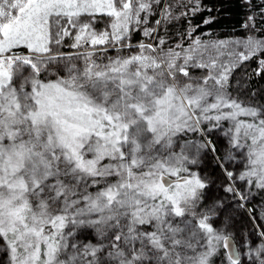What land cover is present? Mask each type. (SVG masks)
Returning <instances> with one entry per match:
<instances>
[{"label": "snow or ice", "instance_id": "1", "mask_svg": "<svg viewBox=\"0 0 264 264\" xmlns=\"http://www.w3.org/2000/svg\"><path fill=\"white\" fill-rule=\"evenodd\" d=\"M160 5L0 0V264H264V230L239 233L238 247L230 201L189 167L216 153L205 134L229 121L222 190L246 201L236 180L264 189V105L227 90L264 40L166 47L154 34L178 18L172 6L146 26ZM142 25L154 42L133 45ZM65 38L84 51H60ZM240 157V172L224 166Z\"/></svg>", "mask_w": 264, "mask_h": 264}, {"label": "trees", "instance_id": "2", "mask_svg": "<svg viewBox=\"0 0 264 264\" xmlns=\"http://www.w3.org/2000/svg\"><path fill=\"white\" fill-rule=\"evenodd\" d=\"M171 5L173 16L178 17L161 27L155 35L164 36L168 45L176 43L188 45L197 37H208L210 42L222 41L227 39H245L249 37L264 38V0H182L179 3L175 0H161V5L157 6L155 12L149 17L151 23L160 17L162 7ZM186 13V15H182ZM252 16L253 20L249 21ZM211 19V23L205 24L204 21ZM104 23H100L97 27H101ZM245 24L248 26L245 27ZM194 29V30H193ZM161 33V34H160ZM191 33V36H189ZM141 31L131 34V43L138 44L145 41ZM150 40V38H149ZM72 42L67 39L64 44ZM62 52L70 51L69 46L60 47ZM134 50V49H132ZM115 51L109 49L108 52ZM264 58V53H259L253 58L243 61L231 73L229 79L228 92L231 96L244 105H264V71L257 74L259 68V60ZM201 70H196L199 75ZM241 119H247L241 117ZM220 124L225 125L222 132L214 128L205 135L216 146V153H212L209 149L201 156L198 165H189V167L200 174L212 176L217 183L209 189V197L221 196L226 197L230 203L229 207L233 209L236 217L237 230V246L240 244L239 233L244 230H250L251 234L255 232V222L264 226V189H258L254 186L247 187L244 182L236 180V188L244 193H251L246 201H241L234 193H226L222 190L221 184H227L228 180L224 175L216 157L223 158L224 150L228 147L227 142L223 145L227 137L224 132L231 126L229 121H221ZM201 127L207 128L208 124ZM186 139L193 141H202L204 136L196 132L187 133ZM233 151H236L233 149ZM239 156V154L237 153ZM242 157L236 163H227L224 166L229 170L237 173L242 170L240 163ZM201 168V170L199 169ZM243 203V208H237L235 205ZM251 210V211H249ZM256 217L255 220L252 218ZM218 223V222H217ZM257 238L256 241L259 239ZM255 242V241H253Z\"/></svg>", "mask_w": 264, "mask_h": 264}, {"label": "rangeland", "instance_id": "3", "mask_svg": "<svg viewBox=\"0 0 264 264\" xmlns=\"http://www.w3.org/2000/svg\"><path fill=\"white\" fill-rule=\"evenodd\" d=\"M175 1H177L178 3H179V1H182V0H175ZM160 18V17H159ZM96 20H97V23H96V25H95V27L98 29V30H103L105 27H106V21L108 20V18L106 17V16H97L96 17ZM100 23H104L100 28L99 27H97V25H99ZM147 27H152V26H154V23H151L150 22V20H149V23H148V25H146ZM143 27H145V25H142L141 26V33H142V29H143ZM161 34V33H160ZM143 35V34H142ZM155 35V34H154ZM144 37V36H143ZM161 37H164V36H162V34H161ZM146 38V40L144 41L145 43H153L154 42V40L152 39V38H150V40H149V38L148 37H145ZM165 38V37H164ZM197 38H199L201 41H203V42H205V43H214V42H210V40H209V38L208 37H204V38H200V37H197ZM67 39H69V40H71L72 41V39L71 38H67ZM166 39V38H165ZM195 39V38H194ZM248 38H245V39H238V40H236V39H227V40H222V41H239L240 43L239 44H237V45H234V49H235V51L236 52H241V51H244V47H243V42L244 41H246ZM256 39H258V38H256ZM65 40H66V38H65ZM64 40V41H65ZM260 40H264V38H261ZM168 41V40H167ZM73 42V41H72ZM72 42H70V43H66V44H64V46H69V45H71V43ZM217 42V41H216ZM192 43V41L190 42V44ZM177 44H179V43H176V44H174V45H170V46H172V47H175ZM189 45V44H188ZM188 45H184L185 47H187ZM167 46H169L168 45V43H167V45H166V47ZM70 48V47H69ZM85 48H87V45L85 46ZM71 50L70 51H67V53H70V52H72V53H75V52H82V51H84V49H72V48H70ZM135 50V49H134ZM134 50H132V49H129V50H125V52H128V51H134ZM61 51V50H60ZM64 53H66V52H64ZM117 55V52L116 51H112V53H109L108 51L106 52V53H101V52H98L97 53V56L98 57H100V58H103L104 56H108V57H114V56H116ZM225 127V125H223V124H220V127H219V131H218V134L219 133H221L222 132V128H224ZM205 139V138H204ZM209 139V138H208ZM227 141L226 140H224V143H223V145H225V143H226ZM200 170H201V168H199ZM203 175H205L204 173H203ZM257 225H259V228H260V230H264V226L263 225H260L259 223H256L255 222V232L254 233H250L251 231L250 230H242L241 232H245L247 235H248V237L250 238V240H252V241H256V239L257 238H255V237H258L257 235H256V232H257ZM237 229V228H236ZM240 232V233H241ZM240 236V235H239ZM240 239H241V237H240ZM240 242H241V240H240Z\"/></svg>", "mask_w": 264, "mask_h": 264}]
</instances>
